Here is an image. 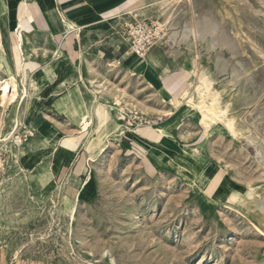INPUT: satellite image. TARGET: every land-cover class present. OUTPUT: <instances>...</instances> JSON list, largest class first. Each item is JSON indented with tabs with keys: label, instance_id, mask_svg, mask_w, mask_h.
Returning a JSON list of instances; mask_svg holds the SVG:
<instances>
[{
	"label": "rangeland",
	"instance_id": "374dc122",
	"mask_svg": "<svg viewBox=\"0 0 264 264\" xmlns=\"http://www.w3.org/2000/svg\"><path fill=\"white\" fill-rule=\"evenodd\" d=\"M263 2L191 0L190 14L181 10L183 14L175 16L180 18L183 41L171 44L175 35L167 31L162 8L149 11L147 0H81L83 6L100 12L98 30L82 40L80 48H87L90 55L99 49L116 55L105 62L88 56L86 71L73 66L42 94L27 86L29 96L17 113L11 104H0V264H264V62L258 60L254 66L257 53L248 48L245 33L258 25L253 36L264 47ZM135 10L166 28V39L140 59L151 75L137 74L135 65L128 67L131 53L124 56L126 48L117 42L121 23ZM190 16L195 31L187 26ZM17 58L19 69L8 50L0 56V68L21 78L28 72ZM76 59L79 66V54ZM199 66L208 67L215 80L210 89L222 90L223 104H230L229 116L250 129L248 135L255 142L241 139L221 120L202 122L201 113L188 104L176 111L168 102L170 93L177 94L197 79L194 70ZM41 78L42 74L40 84ZM93 85H101L97 101L89 92ZM75 88L82 92L91 121L80 149V116L56 115L49 101ZM34 98L38 109L32 123L26 124ZM117 100L125 110L123 130L100 137L114 115L102 104ZM174 118L168 124L179 128L174 135L178 149L168 162L178 153L188 160L187 168L168 162L151 167L135 145L132 152L124 148L122 141L131 139L130 134ZM89 142H94L91 149ZM58 147L61 151L55 150ZM25 150L28 155L21 156ZM56 158L62 168L51 175L43 176L34 167ZM207 163L222 177L217 175V182L251 186V195L235 202L214 199L220 184L214 192L212 185L202 189L195 176Z\"/></svg>",
	"mask_w": 264,
	"mask_h": 264
},
{
	"label": "crops",
	"instance_id": "0c3cea01",
	"mask_svg": "<svg viewBox=\"0 0 264 264\" xmlns=\"http://www.w3.org/2000/svg\"><path fill=\"white\" fill-rule=\"evenodd\" d=\"M80 3L81 0H0V41H2L4 45L3 47L0 43V56L5 55L6 52L10 50L12 61L17 64L18 69L17 57H20L22 67L28 72L26 77L27 86L39 88L40 94L46 92V89L59 78L61 73L68 71L73 66L76 67V69L78 68L80 72H82V70L83 72L86 71V60L88 56H91V58L95 56L99 62H105L106 59H110V57L116 55V51H112L111 49H99L96 53L90 55L88 52H85L87 48H80V42L82 44V40L90 39V34L92 35L96 32L95 30H98L96 24L99 22L97 15L100 12L98 9L91 10L88 6H83V4ZM145 15L150 16L147 13H145ZM64 19L74 24L79 30L67 29ZM17 42L22 45L19 44V53H17L15 48ZM117 42H119L120 46L126 48L127 53L123 54L124 56L130 54L127 43L122 40L119 34ZM154 49L156 48H153L149 54L154 51ZM118 51H120V47L117 49V52ZM82 52H84L83 61L81 58ZM119 53L122 54V52ZM78 54L79 66H76L74 61H78V59H76ZM117 57L118 55L115 59L118 61ZM140 59L141 58L131 53V56L126 60L129 65L128 67L135 65L137 66V70L135 71L137 74L145 73L146 75H151L150 71L146 69L145 64ZM12 67L14 66L12 65ZM5 69L7 73L8 71L13 72V70ZM6 71L0 68V78H6ZM22 71L23 69L21 73ZM41 74L43 76V78H41V84H43L42 89H40L39 79V75ZM64 86L65 85L62 87ZM62 87L59 86L60 89H62ZM49 101L52 104L51 110L56 115L58 114L56 112L63 113L65 115L63 117L66 119H68V115L70 114L79 115L81 128V116L86 112V103L79 88L69 90L67 94H60L52 97ZM174 120H176V118L169 119L162 124H156L157 127L153 126L152 128L141 129L137 134H130L131 139L122 141L124 148L132 152V145H135V149L143 153V160L151 167L167 165L166 163L169 157L172 158V156H175L174 153L177 152L178 149V144L177 141H175L174 135L179 128L175 125L168 124L174 122ZM108 124L109 122L103 125L104 129L109 126ZM42 126L44 127V125ZM159 128L163 131H159ZM50 134L52 135L54 133L49 130V135ZM84 134L85 133H82V131L79 134V149L84 145L82 141ZM55 150L61 151L59 147ZM160 154H162L163 157L158 160L157 156ZM176 155L180 156L178 153ZM139 158L142 157L139 156ZM161 160L164 163H161ZM62 164L63 163L56 158V162L50 161V163H44L41 160V162L39 161L36 163L34 167L40 174L46 171L48 175H51L53 170L56 172L61 170ZM217 175L218 172L215 171V173L208 178L205 188H208V186L210 187L214 181H216ZM220 182L221 180H219L213 192L219 187Z\"/></svg>",
	"mask_w": 264,
	"mask_h": 264
},
{
	"label": "bare ground",
	"instance_id": "6f19581e",
	"mask_svg": "<svg viewBox=\"0 0 264 264\" xmlns=\"http://www.w3.org/2000/svg\"><path fill=\"white\" fill-rule=\"evenodd\" d=\"M147 1H148L147 7L149 8V11H152L153 9H155V10H157L159 12L160 8H162V10H163V12L165 14V26L167 28V31H169V33H173L175 35V37L170 40V43L171 44L174 43L175 39H176L177 42L179 40H182L183 41V39H182V28H181V30H178V25H179V21L178 20L180 18L178 20H175V16H177L178 15L177 13H179L181 10L184 13L186 12V13L190 14L189 4H190L191 0H147ZM231 1L232 2H235L236 0H231ZM260 2H262V1H260ZM249 7H251V6H249ZM251 11H253V10H251ZM180 14H183V13L180 12ZM209 15H210V13H209ZM184 16H185V14H184ZM202 18H204V17H202ZM246 18H247V16H246ZM189 20H190V23L187 26L190 29L194 30L195 29L194 28L195 23H194L193 19L191 18V16L189 17ZM64 22L67 25V29H69V30L70 29H77V30H79V28H76L74 24L67 22L66 19H64ZM186 22L187 21H185L184 23H185V27L187 28ZM202 23H203V21H202ZM253 23H255V22H253ZM211 26L214 27V24L212 23ZM241 27L243 28L242 23H241ZM256 27L250 26L249 27V31H245V33L247 34V38L249 39V42H250V43H248V46H249L248 48H250L252 50H255L256 53H257V56H256V58L254 60V66H257V61L258 60H261V62H264V47L263 46H259V44L257 43L256 39L253 36L254 34H256ZM200 28H201V26H200ZM206 28H207V26H206ZM215 28L220 31V28L218 26H215L214 27V30H215ZM257 28H259V27H257ZM211 31H212V29H211ZM211 31H209V32H211ZM238 31L239 30L237 29L236 34L239 33ZM209 32H208V34H211ZM215 32L212 33L211 35L213 36V34H215ZM190 33H191V30H190ZM187 34H188V31H187ZM221 34H224V33L221 32ZM221 34H220V36H221ZM191 35H193V34H191ZM197 36H198V33H197ZM184 38L186 39V37H184ZM203 38L205 39L204 36H203ZM223 38H222V40H223ZM223 41L226 42L225 40H223ZM0 43L4 47L3 42L0 41ZM227 43H228V41H227ZM229 43H232L230 41V39H229ZM228 48H230V46ZM205 49H206V47H205ZM231 51H235V50H231ZM238 51H240V50H238ZM235 56H236V54H235ZM81 58L83 59V52L81 53ZM241 60H243V59H241ZM234 61H235V59H234ZM225 68H228V67H225ZM244 69H246V68L244 67ZM220 70H222V69H220ZM236 71H238V69H236ZM223 72H224V70H223ZM231 72L232 71L230 70V73ZM194 73L197 75V79L195 81H189L185 86L181 87V89L179 90V92L177 94L176 93H170L171 96L169 97L168 102H170L174 106L175 110L176 111H180L184 103L186 105L188 104V106L192 110H196V111H198V112L201 113V115H202V122L207 123L209 121L210 123H214L215 121L221 120V121H223L225 123V125L228 127V129L232 133H234L235 135H238L241 139H247V140H249L251 142H255V140L252 139V138H250L249 135H248L249 131H251V130L250 129H247L244 126H242L240 124L239 119L236 116H234V115L232 117L229 116V114H230V104L228 102H226V103L223 104V98H222L223 92H222V90L220 91L218 88H215V87L213 89H210L209 85L210 84L213 85L215 83V80L213 78V75L209 71L208 67L205 66V67L202 68V67L199 66L196 71L194 70ZM233 73L235 74V72H233ZM234 74H231V75L234 76ZM236 74H238V73L236 72ZM26 77H27V74H24L21 78H19L16 75L15 72L8 71L7 77L5 79H2L1 82H0V104L2 106H4V107H6L8 104H11L13 106V112L14 113H17L20 110V108L22 107V104L24 103V101L26 100V98L29 96V92H28V88H27V84H26ZM237 82H239V81H237ZM65 84L66 83H63L60 86L62 87ZM42 86H43V84H40V88H42ZM89 92H92L94 94V99L97 101L98 94L102 92L101 85H97V86H94L93 85L92 86V89L89 90ZM252 93H253V89H252ZM75 102H78V101H75ZM102 105H104V107H106L109 110H111L114 115H113L112 119L107 120V122H109V124H108L109 126L106 129H104V127L101 128V131H100L99 136L100 137H103V138H106L108 136H110V137L115 136L114 133L123 130V128H122V126H123L122 119L124 118L123 116H124V111L125 110L121 106L120 100H117L115 102L104 101ZM37 107H38L37 106V99L34 98V99L31 100V105L29 106V108L27 110V121H26L27 123L26 124H31L32 123V120L34 119V117L36 115V111L38 109ZM85 107H86V112L81 116V131H82V133H88V130H89L90 126H91V121H90V118H89L90 117V111L87 108V106H85ZM107 122L105 124H107ZM17 123H18V121L16 119L15 125ZM159 131H163V130L161 128H159ZM11 137H12V134H11ZM4 140H7V139H4ZM111 140H113V139H111ZM69 141H72V139H70ZM0 142H1V140H0ZM16 142H20V138L19 137L16 138ZM93 145H94V142H89L88 143V147L90 146L89 149H91V147ZM27 155H28V151L25 150V151H22L21 152V156H25L26 157ZM110 157H114V156L111 155ZM187 161L188 160L185 159V158H183L182 156H178L177 158L171 159L167 164L169 166H171V167H174V168H177V169H181L182 167L183 168H187L189 166L188 165L189 162H187ZM214 173H215V170L213 169V166L210 163H207L205 165V167L202 168V171H200L199 173H197L195 175L196 176V181L199 183V185H200V187L202 189L206 185V182L208 181V178L212 174H214ZM41 174L43 176H48V174H47L46 171L41 172ZM219 178H222V177H220V175H218V179ZM218 179H216V180H218ZM217 183H218L217 181H214V183L211 186L212 187V190H214L215 185H217ZM210 185H211V183H210ZM218 189L216 190L217 193L215 194V197H213V198L214 199L224 198V199H228L230 202L238 201V199H240V198L244 199L245 196H249L253 192V188L251 186L246 189V188H242L241 186H238V185L234 184L233 182H230V181H227V180L223 181V183L220 184V187ZM258 202H260V201L258 200ZM261 208H264V206L261 207ZM262 221L264 222V212L262 213Z\"/></svg>",
	"mask_w": 264,
	"mask_h": 264
},
{
	"label": "built area",
	"instance_id": "2783aa9c",
	"mask_svg": "<svg viewBox=\"0 0 264 264\" xmlns=\"http://www.w3.org/2000/svg\"><path fill=\"white\" fill-rule=\"evenodd\" d=\"M118 34L127 43L130 53L145 58L149 52L166 39V28L158 20L135 10L127 13ZM120 27V28H121Z\"/></svg>",
	"mask_w": 264,
	"mask_h": 264
}]
</instances>
